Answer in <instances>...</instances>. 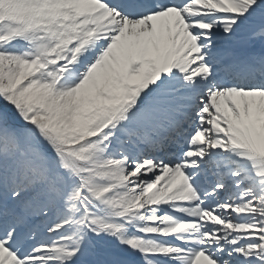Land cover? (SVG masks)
<instances>
[{
  "label": "snow or ice",
  "instance_id": "6c2138e0",
  "mask_svg": "<svg viewBox=\"0 0 264 264\" xmlns=\"http://www.w3.org/2000/svg\"><path fill=\"white\" fill-rule=\"evenodd\" d=\"M0 264H264V0H0Z\"/></svg>",
  "mask_w": 264,
  "mask_h": 264
}]
</instances>
